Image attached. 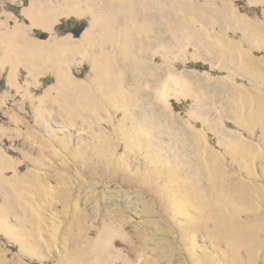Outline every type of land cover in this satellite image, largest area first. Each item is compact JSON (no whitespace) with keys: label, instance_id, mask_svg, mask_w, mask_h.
Wrapping results in <instances>:
<instances>
[{"label":"rangeland","instance_id":"rangeland-1","mask_svg":"<svg viewBox=\"0 0 264 264\" xmlns=\"http://www.w3.org/2000/svg\"><path fill=\"white\" fill-rule=\"evenodd\" d=\"M0 264H264V0H0Z\"/></svg>","mask_w":264,"mask_h":264},{"label":"water","instance_id":"water-1","mask_svg":"<svg viewBox=\"0 0 264 264\" xmlns=\"http://www.w3.org/2000/svg\"><path fill=\"white\" fill-rule=\"evenodd\" d=\"M85 31V27L84 26H77L75 28L72 29L71 33L76 37L79 38L82 33Z\"/></svg>","mask_w":264,"mask_h":264}]
</instances>
